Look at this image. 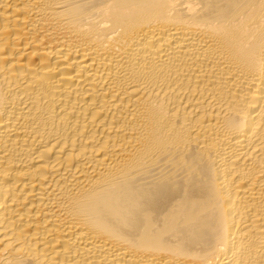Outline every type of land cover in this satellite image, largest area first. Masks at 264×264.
I'll list each match as a JSON object with an SVG mask.
<instances>
[{
    "label": "bare ground",
    "instance_id": "6f19581e",
    "mask_svg": "<svg viewBox=\"0 0 264 264\" xmlns=\"http://www.w3.org/2000/svg\"><path fill=\"white\" fill-rule=\"evenodd\" d=\"M0 264H264V0H0Z\"/></svg>",
    "mask_w": 264,
    "mask_h": 264
}]
</instances>
